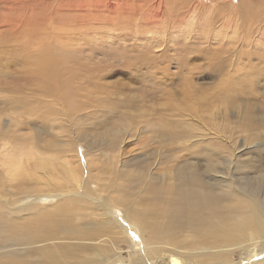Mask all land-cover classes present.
<instances>
[{
	"label": "bare ground",
	"instance_id": "1",
	"mask_svg": "<svg viewBox=\"0 0 264 264\" xmlns=\"http://www.w3.org/2000/svg\"><path fill=\"white\" fill-rule=\"evenodd\" d=\"M18 1L34 2L43 14L39 17L37 10L31 11L33 25L28 20L5 25L10 32L0 35L4 37L0 57L11 71L0 75L4 81L6 75L17 77V82L34 76L37 91H32L30 100L26 94L15 98L24 92L20 85L0 87L6 98L2 103L17 112L22 109L27 116L38 113L50 130H0V264H264V164L236 159L223 123L218 130L201 121L199 128L181 122L191 130L171 128L168 107L174 105L178 116H194L204 112L206 101L194 100V92L167 99L168 79L163 76V86L154 94L165 97L160 109L153 104L157 112L142 107L137 112L131 101L120 102L122 111L115 112L108 109L111 103H105L108 108L91 115L113 125L112 130H69L66 123H77L75 114L89 106L75 102L74 81L79 74L69 67V52L56 48L62 30L69 28L61 30L59 23L80 26L81 33L85 22L93 28L104 26L101 21L111 25L114 19L123 26L140 21L145 32L159 34L160 41L137 55L138 64L159 66L166 75L168 62L174 60L176 70L186 69L189 74L180 73L184 77L177 79L188 83L219 78L231 101L239 92L247 94L249 86L264 82V0L240 1L238 6H233L234 0L223 5L219 0H198L189 7L188 17L180 4L192 0H174L177 7L171 13L172 0ZM256 1L263 5L256 6ZM169 18L182 22L187 31L199 27L205 36L215 32L217 24L218 42L234 49L207 51L194 58L177 56L178 50L171 52L166 39ZM48 23L52 27L46 29ZM17 24L23 37L17 34ZM41 29L45 33L40 34ZM36 34L37 41L32 37ZM27 40L32 41L23 45ZM164 54L168 57L163 59ZM202 58L207 63L197 65ZM86 66L83 61L75 65L80 70ZM8 94L14 99L7 102ZM252 99L248 101L253 103ZM248 111L246 103L237 110L242 123L230 136L244 132V137L264 141L256 133L264 127V114ZM106 112L114 121H106ZM139 119L144 130H134ZM137 132L149 136L142 142L134 138ZM133 143L135 150L129 153L135 154L123 158L125 146ZM155 144V151L149 149ZM78 148L83 149L81 155Z\"/></svg>",
	"mask_w": 264,
	"mask_h": 264
},
{
	"label": "rangeland",
	"instance_id": "2",
	"mask_svg": "<svg viewBox=\"0 0 264 264\" xmlns=\"http://www.w3.org/2000/svg\"><path fill=\"white\" fill-rule=\"evenodd\" d=\"M13 1L6 0L4 2H0V15H1L0 16V35L6 34V31H9L8 26L5 28V25H8L9 23L13 21L24 23L25 21L28 20V22L32 24L31 20H33V16H32L33 14H31V11L37 10V13H35L36 16L43 14V10L41 8H38V9L34 8L35 7L34 5H36L34 4V2L30 4L28 2L26 3V1L24 2H20L18 0H13ZM196 1L198 0H195V1L192 0L188 4H180L181 6H183L185 13L186 12L189 13L188 15L186 13L187 17L191 13V11H189V7ZM240 1H242L241 4L248 3V0H238V1L234 0L233 6H238ZM208 2L209 0H207V3ZM222 2L227 4L228 0L227 1L219 0V3L221 5H223ZM176 3L177 1H174V0L171 1L169 8H168V13H171L174 7L175 8L177 7ZM255 5L261 6L263 4H262V1H256ZM170 6L173 8H171ZM23 9L26 11H24ZM181 16H178V18H180ZM175 19L176 18L167 19L168 21L170 20L171 23L167 27L165 34H167L168 36V37L166 36V39L168 41V46L170 47L171 52L173 50L174 53H176L177 51L175 50H178V52L176 53L177 56L180 55V53H182V55L184 56H187L188 54V57L194 58L195 56L204 55L207 51L213 50V51L218 52L221 50L230 51L234 49L233 48L234 46L226 45L225 42L224 43H221L220 41L218 42L219 38L216 37L217 36L216 33L219 32L218 34H220L221 32L218 31L220 27L217 24L216 26L214 25L215 32H210V34L209 33L207 34V36L209 37L208 38L207 36H205V33L202 32L201 28L196 27L197 30L195 28V29L190 30L191 32L187 31L186 29L182 28L184 26L182 25V22H179V20L177 22V19L176 20ZM114 21L113 22L110 21L111 25L107 24L109 23L108 21L104 23L103 21H101L100 24H104V26H101V25L93 26V28L90 27L89 23L86 27L87 23L85 22L83 24L84 25L83 30H85L84 34H81L83 30L81 31V33H79L78 29L80 26L74 28L73 24L69 25L68 23H59V24L56 23L58 24V27L61 30L64 27H69L66 30H62L64 32V35L60 36V42L56 48L59 52L61 50L65 52L67 50V53L69 52L68 59L71 60V64H69V67L70 69L74 70L77 74H79V79L78 80L75 79L74 81V87L75 86L77 87L75 88L76 89L75 91L78 93L74 97V100L78 104V106L80 104H88L89 106V109L86 112L80 111L79 115L75 114L76 115L75 119H77L75 121L77 123L75 122H72L71 124L66 123L69 130H112L113 125L106 124L105 122L99 121L97 118L94 119V117H92L91 115L92 113H98V112H101L103 109L108 108L105 105V103H111L110 108L108 109L114 110L115 112L122 111V108L119 106L120 102L127 103L129 101H131V103L133 104L131 106H133L137 110V112L139 109H141V107L145 111L148 110L147 112H149L151 108H153L152 106L154 105L160 109V106L162 104L164 106L163 99H165V97L161 95V93H159V95L157 94L154 95V94L156 90H159L160 87L163 86L162 80L164 81L167 78L168 79L167 81L168 86L166 87L167 99H169V96L171 95L172 96L171 98L172 99L174 98L173 100H177L183 97L188 92H194V100H204L207 103L204 112L200 115H194V116H189V115L178 116L176 112L174 111V107H175L174 105H172L171 107H168L169 120L172 126V127L170 126L171 128L175 129V127H177L178 129L191 130L189 127L184 128V126L181 125V122L190 124V127L199 128L201 127V125L198 122L201 121L205 125L206 128H209L210 130H218V127L221 126L223 123L224 128H225V130L223 131L224 132L223 134L226 136V138H230L231 140V147L233 148L232 154L234 155V157L238 160H244L245 162L254 161V163L264 164V141H260L259 139H255L254 137H251V136L244 137L243 135L244 132L236 134L235 135L236 137L230 136V131L237 130L235 125H239L242 123L240 121V115L242 111L240 113H236V112L238 109H241L243 107L244 103H246V106L249 109L248 113H251L252 115H256V116L264 114V82H260L261 80L258 81L257 84H254L253 86H249L250 90L249 92H247V94L244 92H239L231 101H229L226 93L223 90L225 86L223 82H221L222 80H220L219 78L214 79V80H208V78H200V79L196 78L195 80L193 79L190 80V82L188 83L182 82L181 80L177 79L178 77H184L182 74H184L185 76H188L189 74L187 75L186 69H184L183 71L180 69L176 70V64L174 63L175 62L174 60H171L170 62H168L170 66L168 65V70L166 72V75L165 74L163 75L160 73L161 67L159 66H155L154 68L153 65L152 66L140 65L136 62L137 55L146 52L147 49H144L145 47L149 49V46L147 45H154L160 41L159 40L160 35L157 33L145 32L146 28L142 25L140 21L137 24L134 22L135 25L127 24L125 26H123L124 24L123 22L114 23ZM175 23L177 24V26H175L176 25ZM172 24L174 27L172 26ZM47 25L48 26L46 29L52 27V24L50 23H48ZM16 29H17V34L23 37V34L21 32L22 26L21 25L19 26L17 24ZM36 29L38 30L39 27H37ZM177 29L178 31L179 30L180 31L178 32ZM175 30L178 34L175 32ZM3 31L5 32L3 33ZM94 31H97V32H94ZM127 31H129L130 34ZM43 33H45V30L41 29L40 34H43ZM31 34L32 33L30 32V30H28L27 36L29 37ZM170 34L171 35L173 34V35L171 36ZM36 36L37 34L32 36V37H35L33 38L35 41H37ZM156 36L158 37L156 38ZM181 37H185V38H181ZM2 40H4L3 36L0 37V41ZM31 41L32 40H27V42L23 45L30 44ZM57 41L59 40H55L54 43ZM203 41H205L206 44ZM215 43H218V44L216 45ZM141 44L142 45L144 44V45L142 46ZM178 44H179V47H177ZM197 44L200 45V47ZM191 45L194 47V49L193 47H188ZM165 46L166 44H164V47ZM230 47H232V49H230ZM26 53L29 54V52H26ZM225 54H228V53H225ZM5 57L12 58L10 55H5ZM166 57H168L166 56V54L162 56L163 59ZM231 57L232 59L234 58L233 55ZM0 59L2 61V64H0V74L4 73V71H6L7 69H9V72H10L11 67L6 65L4 58L0 57ZM163 59H162V62L156 61L155 65H158L159 62L163 63ZM232 59L230 60V62L232 61ZM79 61H83V63L87 65L85 69L80 70L78 67H75V65ZM252 61L253 62L256 61L255 57H252ZM197 62H198V64L196 63L197 65L204 66L205 63H207V59L202 58V59H199ZM165 65H167L166 62H165ZM188 67L191 69L194 68L193 66H190V65ZM61 69L63 70V67H61ZM88 69L90 71H88ZM229 69H233V68L230 66ZM180 73H182L181 74L182 76H179ZM163 76L165 79L162 78ZM5 77L7 78L6 81H4L3 77L0 75V87H5L9 85L19 87L20 85L19 90H21V86H22L23 87L22 90L24 92L18 93L17 95H15V98L19 96L20 98H23L25 97V94H26V96L29 99L31 98L30 100L34 99L33 97L34 95L32 94L33 92L37 91V84L35 83L36 81L34 80V76L29 77L27 82L25 81L17 82V77H12L9 75H6ZM169 78H176V80H170ZM191 84L196 89L191 87ZM89 90H93L94 92L89 95L87 94ZM250 97L253 98L252 99L254 101L253 103L251 101L250 102L248 101ZM9 98L14 99V95L8 94L7 102L8 100H10ZM3 100H6V98L5 97L3 98V95L0 94V130H3V131L5 130H50L49 128L46 129L45 127L46 125L43 124L44 122L40 121L38 113H36L33 116H27L24 114V111L22 109L18 110V112L17 110L8 109L7 104L2 103ZM176 106H180V105L176 104ZM153 109L155 112H157L156 108H153ZM224 109L226 110V114H223ZM83 116L85 118H83ZM105 117L107 119L106 121L108 122L114 121V118L107 112L105 113ZM121 123H123V121H121ZM94 124H97V125H94ZM116 124L119 128L121 127L120 124L119 125L118 123ZM75 125H80L81 128H76ZM134 130H144V125L140 119L138 120V123L136 124ZM256 131H257L256 133H258L261 138H264V127L261 128V126H259V128H257ZM148 136L149 134L146 132L145 133L137 132L134 135V138L141 139V141L144 142ZM134 138L132 136L131 141H133ZM84 141L86 140L84 139ZM133 142H135V140ZM221 143L225 144V142L223 141ZM154 146H156V144L153 146H150L149 149H153ZM125 148H126L125 149L126 155L125 157L123 156V158H127L128 156L135 154V152L129 153L130 149L135 150V143L129 144L128 146H125ZM77 151H78L77 153H79L80 155L83 153V149L78 148ZM153 151H155V149H153ZM155 154L151 156H154ZM107 159H108L107 157H104L105 161L109 160ZM130 159H132V157H130ZM154 163L156 164L155 161ZM153 166L161 167L160 165H154V164ZM250 174L251 176H253L252 173ZM237 259L238 257H236V260Z\"/></svg>",
	"mask_w": 264,
	"mask_h": 264
}]
</instances>
